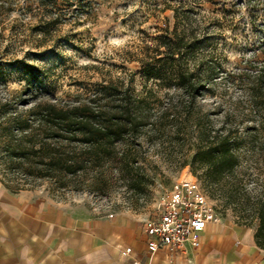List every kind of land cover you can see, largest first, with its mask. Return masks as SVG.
<instances>
[{"label":"rangeland","instance_id":"obj_1","mask_svg":"<svg viewBox=\"0 0 264 264\" xmlns=\"http://www.w3.org/2000/svg\"><path fill=\"white\" fill-rule=\"evenodd\" d=\"M174 32L210 77L205 76V91L189 122L171 112L166 131H140L119 148V154L137 161L132 173L143 178L139 187L108 163L102 170L105 182L93 170L85 183L69 190L10 172L1 157L0 176L22 190L18 194L28 193L31 203L46 204L79 224L93 220L115 228L120 239L143 235L166 190L198 180L219 217L211 225L223 254L226 242L239 246L242 235L253 234L256 225L238 224L233 203L199 179L200 169L193 173V126L232 129L240 157L234 189L240 196L264 190V135L253 129L264 123V0H0V114L25 118L36 104L71 106L111 86L114 95H106L108 102L118 103L128 89L133 98L151 99L155 115L169 107L177 91L165 88L172 82L161 88L147 80L143 68L150 59L165 57L160 46ZM23 64L34 66L41 90H28ZM260 87L262 97L254 102L248 89Z\"/></svg>","mask_w":264,"mask_h":264},{"label":"trees","instance_id":"obj_2","mask_svg":"<svg viewBox=\"0 0 264 264\" xmlns=\"http://www.w3.org/2000/svg\"><path fill=\"white\" fill-rule=\"evenodd\" d=\"M184 41L176 32L172 33L168 44L160 46L164 47L161 55L165 57L153 58L144 64L147 80L159 82L161 88V84L172 82L165 88L174 87L177 91L176 96L168 99L169 107L155 115L151 99L133 98L128 89L118 103L108 102L106 95H114L111 86L95 92L94 99L71 106L36 104L26 112L25 118L6 119V114H0V157L7 170L22 173L29 179L50 181L60 190H69L85 183L93 170L99 171L98 177H102L104 163H108L116 167L119 175L125 179L130 177L139 187L143 178L132 173L137 161L126 153L119 154V148L126 146L140 131L151 129L155 134L166 131L171 112L189 122L193 106L205 91V76L210 77V72L202 73V62L188 51L191 47L183 46ZM23 71L28 75V90H36V86L41 90L34 66L23 64ZM257 78L262 79L260 74ZM257 90L248 89L254 102L262 97H259L261 87ZM228 123L227 116L224 124ZM193 127L196 132L195 154L191 161L193 173L197 175V168L200 169L203 175L199 179L205 180L228 204L233 203L238 224L248 228L256 225L254 241L264 250V190L240 196L234 189L240 157L232 140L233 130L224 127L223 131L212 132L200 122ZM253 129L264 135L263 122ZM0 182L12 193L22 191L9 186L2 176ZM99 182H105L103 177Z\"/></svg>","mask_w":264,"mask_h":264},{"label":"crops","instance_id":"obj_3","mask_svg":"<svg viewBox=\"0 0 264 264\" xmlns=\"http://www.w3.org/2000/svg\"><path fill=\"white\" fill-rule=\"evenodd\" d=\"M213 227L203 233L198 250L189 248L181 257L163 250L151 256L144 230L138 238L120 239L115 228L93 220L79 224L62 211L31 203L28 193L15 195L0 182V264H264L254 232L242 235L237 247L226 242L222 254ZM125 248L133 250L127 258L121 255Z\"/></svg>","mask_w":264,"mask_h":264},{"label":"built area","instance_id":"obj_4","mask_svg":"<svg viewBox=\"0 0 264 264\" xmlns=\"http://www.w3.org/2000/svg\"><path fill=\"white\" fill-rule=\"evenodd\" d=\"M219 221L215 206L201 182L191 180L182 186H175L160 196L157 212L144 224L148 252L154 256L163 250L171 257H181L187 254L189 248L198 250L203 233ZM132 253V248L121 250L125 258Z\"/></svg>","mask_w":264,"mask_h":264}]
</instances>
